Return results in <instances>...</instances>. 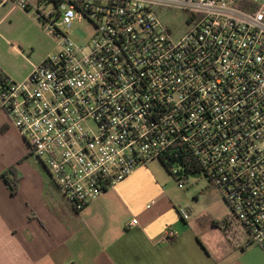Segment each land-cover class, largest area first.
<instances>
[{"label":"built area","instance_id":"2783aa9c","mask_svg":"<svg viewBox=\"0 0 264 264\" xmlns=\"http://www.w3.org/2000/svg\"><path fill=\"white\" fill-rule=\"evenodd\" d=\"M6 3L35 6L59 48L21 82L0 68L1 107L75 209L163 159L179 188L205 176L246 241L264 246V0ZM162 9L190 26L174 34ZM76 20L90 25L84 42L71 38Z\"/></svg>","mask_w":264,"mask_h":264},{"label":"crops","instance_id":"0c3cea01","mask_svg":"<svg viewBox=\"0 0 264 264\" xmlns=\"http://www.w3.org/2000/svg\"><path fill=\"white\" fill-rule=\"evenodd\" d=\"M3 8L0 23L15 11L26 14L10 3ZM152 161L75 209L0 103V174L14 167L20 177L15 194L0 177V264H264L242 258L255 247L235 237L242 228L235 220L233 226L231 210L222 218L205 212L202 224L201 212L193 216L194 204L181 205L170 195L168 180L159 178L161 168L150 167ZM206 188L217 189L210 183ZM179 206L188 208V219ZM132 219L136 223L127 226ZM167 228L176 232L173 240L162 239Z\"/></svg>","mask_w":264,"mask_h":264},{"label":"rangeland","instance_id":"374dc122","mask_svg":"<svg viewBox=\"0 0 264 264\" xmlns=\"http://www.w3.org/2000/svg\"><path fill=\"white\" fill-rule=\"evenodd\" d=\"M32 2H35V0H32ZM52 8L53 5L51 3H42L40 5V10L44 15H47ZM4 10L5 8L1 10L0 14ZM158 16L164 24L172 25V32L177 35L190 26V23L186 22L188 13L185 11L162 9ZM57 22L58 19H55L56 24ZM70 30L71 38L77 42H84L91 33L90 25L85 20L74 21ZM58 48L56 36L51 30L44 28L41 21L37 19L35 6L27 10L26 14L15 11L9 19L0 23V64L2 68L12 75L15 82H21L25 79L29 73L28 66L30 62L36 63L46 56L53 55L57 53ZM149 166L156 169L161 168L158 176L163 180H168L166 183L168 191L171 196L179 199L178 203H181V205L194 204L193 210L195 214L193 216L201 212L197 216L202 224L206 220L202 214L208 211L213 212L219 218H222L223 215L231 216L230 209L222 200L223 198L219 191L217 189L210 191L206 188L209 183L205 176H188L187 180H184L183 187L179 188L177 180L173 178L159 160H153L149 163ZM234 220L233 218L232 223L233 226H236L237 221L235 220V222ZM219 229V235L227 238L223 234L222 228L219 227ZM235 237L242 239L245 234L241 230ZM249 246L255 248H248L242 258L264 263V246L262 247L257 243L249 244Z\"/></svg>","mask_w":264,"mask_h":264},{"label":"trees","instance_id":"16d2710c","mask_svg":"<svg viewBox=\"0 0 264 264\" xmlns=\"http://www.w3.org/2000/svg\"><path fill=\"white\" fill-rule=\"evenodd\" d=\"M36 17L37 19H41V16L38 15V12L36 11ZM1 75L6 78V74L1 73ZM159 161L161 162V164L164 166V168L173 176V178L175 180H177L174 175L171 173V171L168 169L167 167V163L165 160L163 159H159ZM0 177H2L5 181V183L8 185L10 192L12 194H15L18 191V183H19V176L17 175V172L15 171L14 167H11L9 169H7L6 171L2 172L0 174Z\"/></svg>","mask_w":264,"mask_h":264},{"label":"water","instance_id":"95a60500","mask_svg":"<svg viewBox=\"0 0 264 264\" xmlns=\"http://www.w3.org/2000/svg\"><path fill=\"white\" fill-rule=\"evenodd\" d=\"M193 177H199L200 176V174H191Z\"/></svg>","mask_w":264,"mask_h":264}]
</instances>
